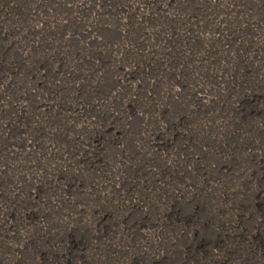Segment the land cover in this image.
I'll return each mask as SVG.
<instances>
[{
  "label": "rangeland",
  "instance_id": "obj_1",
  "mask_svg": "<svg viewBox=\"0 0 264 264\" xmlns=\"http://www.w3.org/2000/svg\"><path fill=\"white\" fill-rule=\"evenodd\" d=\"M263 183L264 0H0V264H264Z\"/></svg>",
  "mask_w": 264,
  "mask_h": 264
},
{
  "label": "bare ground",
  "instance_id": "obj_2",
  "mask_svg": "<svg viewBox=\"0 0 264 264\" xmlns=\"http://www.w3.org/2000/svg\"><path fill=\"white\" fill-rule=\"evenodd\" d=\"M246 114H247V116H249V117L251 116L249 112H246ZM263 184H264V183H263ZM263 184H262V185H263ZM247 197H248V196H247ZM250 197H251V196H250ZM246 201H247V200H245V202H246ZM247 202H248V201H247ZM247 202H246V203H247ZM255 202H256V201H255ZM256 204H257V203H256ZM246 205H247V204H246ZM247 206H248V205H247ZM259 207H260V208H264L263 205H259ZM253 214H254V213H253ZM258 216H259V215H258Z\"/></svg>",
  "mask_w": 264,
  "mask_h": 264
}]
</instances>
